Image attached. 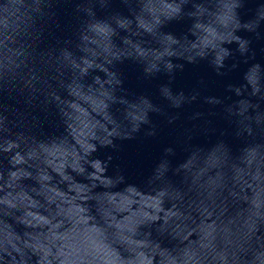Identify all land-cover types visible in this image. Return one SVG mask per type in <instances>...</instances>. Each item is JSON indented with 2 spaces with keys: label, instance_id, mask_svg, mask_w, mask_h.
<instances>
[{
  "label": "water",
  "instance_id": "water-1",
  "mask_svg": "<svg viewBox=\"0 0 264 264\" xmlns=\"http://www.w3.org/2000/svg\"><path fill=\"white\" fill-rule=\"evenodd\" d=\"M0 264H264V0H0Z\"/></svg>",
  "mask_w": 264,
  "mask_h": 264
}]
</instances>
